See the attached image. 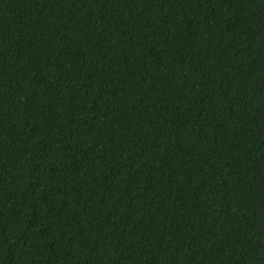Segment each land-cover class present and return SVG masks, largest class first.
Wrapping results in <instances>:
<instances>
[{"label":"trees","instance_id":"trees-1","mask_svg":"<svg viewBox=\"0 0 264 264\" xmlns=\"http://www.w3.org/2000/svg\"><path fill=\"white\" fill-rule=\"evenodd\" d=\"M0 264H264V0H0Z\"/></svg>","mask_w":264,"mask_h":264}]
</instances>
